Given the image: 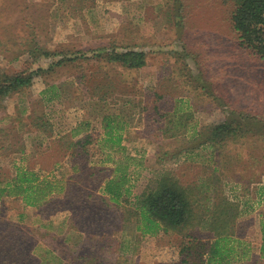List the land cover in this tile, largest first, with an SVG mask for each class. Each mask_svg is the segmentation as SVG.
<instances>
[{
    "label": "rangeland",
    "instance_id": "obj_1",
    "mask_svg": "<svg viewBox=\"0 0 264 264\" xmlns=\"http://www.w3.org/2000/svg\"><path fill=\"white\" fill-rule=\"evenodd\" d=\"M235 2L0 0V73L32 79L0 93V177L33 167L56 185L40 206L1 199L0 264H208L199 244L211 235L206 225L187 235H141L135 215L126 220L135 196L170 171L194 180L197 193L212 183L201 193L209 208L213 193L234 203L236 228L259 257L264 58L232 32ZM113 47L145 52V64L108 62L104 53ZM188 113L185 136L161 132L160 116ZM107 119L125 125L117 147L105 140ZM223 122L235 128L234 138L208 145L210 127ZM78 139L87 144L73 159L50 147ZM113 160L127 167L131 185L120 204L92 182L95 169ZM225 264L244 263L231 257Z\"/></svg>",
    "mask_w": 264,
    "mask_h": 264
},
{
    "label": "trees",
    "instance_id": "obj_2",
    "mask_svg": "<svg viewBox=\"0 0 264 264\" xmlns=\"http://www.w3.org/2000/svg\"><path fill=\"white\" fill-rule=\"evenodd\" d=\"M229 21L240 45L251 54L264 58V0H236L229 13ZM113 49H107L109 51L105 52L108 53H104L108 62L119 63L129 68H140L145 64V52L141 50L118 51L116 47ZM31 80L30 75L9 76L0 73V93L9 94L27 87ZM47 87L50 86L47 85ZM190 117V113L178 114L173 120L167 121L165 116H160V119L164 118L161 132L169 133L171 136H185L190 127L188 124ZM229 125L225 122L212 125L205 142L213 146L215 140L220 143L227 138L233 139L235 128L231 129ZM123 126H125L124 123L119 120L114 125L111 124L110 119H107L104 125V136L107 138L105 140H111L116 147L119 146L120 131ZM78 132L79 129L76 128L71 131V135H76ZM57 142L50 147L57 153L60 152L62 158L70 159L76 158L74 156L79 154L78 146L84 148L87 144L86 140L80 139L70 140L67 143ZM57 162L55 161L54 164ZM75 166L76 164L73 165ZM32 168L20 167L16 169L13 177H0V204L3 197L10 196L20 197L29 206H40L47 202L55 191L56 185L48 179H40L34 174ZM103 169L108 172L107 175L101 173ZM127 172L123 162L113 160L111 167L95 169L92 176L96 177L92 179V182L96 184V188H102L103 194L107 195L112 203L120 204L123 198L130 195L131 185ZM203 184L204 186L201 185L203 189L198 190L200 193H197L198 187L194 186V180L184 182L175 172H161L152 184L147 185L140 194L135 196L134 209L131 210L128 207L125 211L130 213L126 220H129V216L133 213L135 229L141 235H155L168 231L187 235L189 232H196L200 226L206 225L211 235L206 243L199 244L204 249L203 260L208 264H225L231 260V257L242 260L244 264L254 263L259 258H264V213L260 221L262 242L259 247L260 255L257 257L251 252L242 238V233L236 228L237 223L233 221L237 215L235 204L224 195L213 193L214 202L209 208V205H206L209 197L202 198L201 193L206 194L212 183L208 185L204 182ZM188 236L191 237L190 234Z\"/></svg>",
    "mask_w": 264,
    "mask_h": 264
}]
</instances>
